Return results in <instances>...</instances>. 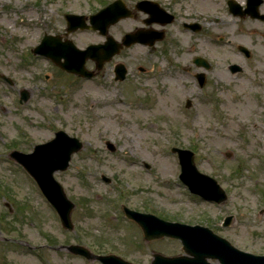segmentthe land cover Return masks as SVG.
<instances>
[{
	"label": "rangeland",
	"instance_id": "1",
	"mask_svg": "<svg viewBox=\"0 0 264 264\" xmlns=\"http://www.w3.org/2000/svg\"><path fill=\"white\" fill-rule=\"evenodd\" d=\"M113 1L0 0V264H102L62 248L70 244L135 264H151L155 252L184 254L179 240L145 242L140 228L124 218L123 205L209 227L242 250L264 254V22L233 16L228 0H154L205 2V14L219 17L220 24L203 36L177 35L168 52L159 48L148 56L136 46L115 56L93 79L33 54L46 33L71 39L79 48L102 42L92 30L66 34L64 15H89ZM235 1L246 6V0ZM129 28L121 22L113 32L119 38ZM196 56L211 68L194 64ZM145 57L154 70H139L147 65ZM119 62L128 68L122 83L114 80ZM231 64L243 71L233 74ZM86 67L96 69L92 60ZM197 72L207 76L203 89ZM23 90L29 99L21 103ZM58 130L83 143L69 168L55 173L75 204L73 231L62 227L37 185L10 157L12 150L32 152ZM172 147L193 151L197 168L218 180L227 201L218 205L193 196L179 180ZM228 215L233 224L223 227Z\"/></svg>",
	"mask_w": 264,
	"mask_h": 264
},
{
	"label": "water",
	"instance_id": "2",
	"mask_svg": "<svg viewBox=\"0 0 264 264\" xmlns=\"http://www.w3.org/2000/svg\"><path fill=\"white\" fill-rule=\"evenodd\" d=\"M247 2V8L243 10L237 2L229 0L230 11L235 16L250 15L252 18L264 20V15L259 13V7L263 0H247ZM127 16L128 12L123 5V1L117 0L114 4L90 16L91 26L87 25L86 16L66 15L68 32L78 28H92L98 29L102 34L107 35V29L110 25ZM141 37L142 35L139 33L127 34L122 44L109 36L104 44L91 45L86 50H80L70 40L61 42L60 36H45L34 52L50 57L68 72L90 78L94 73L85 68L88 58L94 59L97 62L98 69H100L106 61L119 53L124 45L130 46L132 43L139 42ZM239 49L250 56V52L245 47L240 46ZM62 59L65 61L62 62ZM198 59L197 63L203 64L206 68L210 67L207 62L201 58ZM231 70L232 72H238L241 71V68L232 65ZM116 73L117 80H123L127 70L124 65L120 64L116 68ZM199 78L201 85H204V75L201 74ZM28 98L29 95L24 92L22 100L26 101ZM108 147L112 151L115 150V147L110 143H108ZM82 148L83 143L77 138L70 137L64 131H59L53 140L35 146L32 154H22L17 151L11 154L35 178L45 196L59 213L63 226L69 230L73 229L71 212L75 204L68 199L64 188L54 178V173L58 170H66L72 154ZM173 151L179 154L182 165L180 178L193 193L217 203L227 199L225 191L218 185L216 180L198 171L194 162V154L191 151L178 148H173ZM125 212L142 227L147 240L168 236L182 241L183 250L188 256L166 257L155 254L152 264H210L208 262L209 258L217 259L221 264H264V256L253 255L237 249L228 240L218 236L209 228L168 223L153 215L138 214L128 209H125ZM232 221V216L226 217L223 226H230ZM67 249L73 254L85 256L90 260L98 259L103 264H132L115 255L95 256L87 248L79 245H70Z\"/></svg>",
	"mask_w": 264,
	"mask_h": 264
},
{
	"label": "flooded vegetation",
	"instance_id": "3",
	"mask_svg": "<svg viewBox=\"0 0 264 264\" xmlns=\"http://www.w3.org/2000/svg\"><path fill=\"white\" fill-rule=\"evenodd\" d=\"M136 3L126 2L131 17L121 21L129 22L130 28L123 33H119L118 38V34L116 35L113 32L115 25L109 28V34L117 39H122L127 33L139 32L143 38H146L145 40L152 41L158 36L162 40L156 41L152 45L137 43L129 48H124L121 53L132 50L136 46L144 47L148 56L154 55L159 51V48L168 52L170 47L175 45L176 41L174 39L177 38V35L203 36L216 29L220 24L219 17L211 19L208 14H205V2H196L195 5L194 2H141L137 9ZM211 23L215 26L210 27ZM144 59L147 65L141 66L140 71L149 72L152 69L154 70V63L149 61L147 57ZM196 74H194V77Z\"/></svg>",
	"mask_w": 264,
	"mask_h": 264
}]
</instances>
